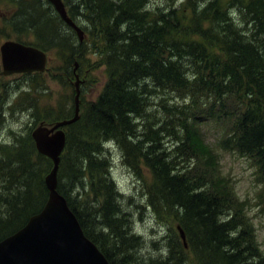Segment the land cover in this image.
<instances>
[{
	"label": "trees",
	"instance_id": "1",
	"mask_svg": "<svg viewBox=\"0 0 264 264\" xmlns=\"http://www.w3.org/2000/svg\"><path fill=\"white\" fill-rule=\"evenodd\" d=\"M183 3L164 9L150 0H79L100 38L93 49L108 80L66 128L58 191L110 264H131L139 238L131 234L109 174L105 143L113 141L133 169L144 165L150 171L149 205L175 218L187 237L188 249L172 234L168 257L149 264H188L187 252L198 264H264V248L244 203L217 170L213 149L203 147L196 133L213 127L220 134L216 146L250 159L264 199V0ZM37 47L65 50L73 68L76 53L82 59L88 53L85 43L67 38L49 36ZM175 97L180 104L170 103ZM72 114L74 109L64 119ZM166 136L176 137L172 152L163 147ZM0 150L2 241L46 205L45 179L53 162L37 151L30 132ZM220 176L229 183L227 191ZM88 186L91 204L74 193Z\"/></svg>",
	"mask_w": 264,
	"mask_h": 264
},
{
	"label": "rangeland",
	"instance_id": "2",
	"mask_svg": "<svg viewBox=\"0 0 264 264\" xmlns=\"http://www.w3.org/2000/svg\"><path fill=\"white\" fill-rule=\"evenodd\" d=\"M63 1L70 18L85 32L82 43L77 33L60 18L49 0H0V47L8 40H12L38 48L37 46H40L49 36L53 40L57 38H67L70 42L73 40L75 45L85 43L88 50L86 56L82 59L76 53L74 59H78L80 64L79 86L83 107L88 102L96 100L102 92L108 80L106 66L101 62L98 52L93 49V44L95 41H100V38L97 31L83 16L79 0ZM150 3L154 8L164 9L170 6L181 7L184 4L183 0H150ZM231 11L232 17L238 19L237 10ZM64 51L51 48L47 52L50 56L51 68L39 79H32L29 75H16L0 80V114L2 113L0 146H12L17 137L24 136L28 132L32 133L40 123L60 121L74 109L75 86L73 83L77 82V78L73 74V67H70L69 55L64 54ZM35 89L39 93L33 91ZM32 97H34L33 100ZM171 100V104H180V100L176 97ZM16 104H19V107H16ZM154 109L153 105L152 110ZM156 109H159L158 105ZM37 122L39 124L36 126ZM196 133L203 142V147L211 148L215 152L217 157L213 160L217 170H221L230 179L237 197L241 203H244H242L244 210L247 209L248 214H245L248 218L251 217L255 225L256 235L264 248V199L260 197L262 183L255 164L247 157L223 151L216 146L220 134L213 127L198 128ZM163 144L167 152H172L177 147L176 137L166 136ZM105 149H107V158L110 162L109 174L120 194L121 207L128 214L131 234L139 238L138 246L131 252L134 256L129 261L131 264H149L165 260L173 244L172 234L176 241L179 238L185 245L187 244L185 232L184 242L178 221L163 212L157 213L149 205L148 190L153 183L150 171L144 165L138 170L133 169L125 161L122 150L113 141L106 142ZM224 179L227 182V179ZM225 181L220 176L221 187L227 191ZM2 191L0 185V193ZM74 193L84 199L89 197V204L94 200L89 186L85 190L76 189ZM97 230L102 231L99 226ZM113 243L114 239L108 238V244ZM186 247L188 249V244ZM187 262L198 264L196 258L189 252H187Z\"/></svg>",
	"mask_w": 264,
	"mask_h": 264
},
{
	"label": "water",
	"instance_id": "3",
	"mask_svg": "<svg viewBox=\"0 0 264 264\" xmlns=\"http://www.w3.org/2000/svg\"><path fill=\"white\" fill-rule=\"evenodd\" d=\"M49 1L82 43L85 32L69 17L63 0ZM1 55L3 74L7 76L44 72L47 64L44 51L13 41L2 45ZM77 68L78 63H75L74 72ZM76 78L73 117L53 124L41 123L31 133L37 151L53 162L45 179L49 197L40 213L32 216L22 229L0 241V264H110L86 237L66 198L58 191V172L67 143L65 128L80 119L81 90L79 76ZM179 230L185 242L184 231L181 227Z\"/></svg>",
	"mask_w": 264,
	"mask_h": 264
},
{
	"label": "flooded vegetation",
	"instance_id": "4",
	"mask_svg": "<svg viewBox=\"0 0 264 264\" xmlns=\"http://www.w3.org/2000/svg\"><path fill=\"white\" fill-rule=\"evenodd\" d=\"M67 11H68V10H67ZM68 14H69V13H68ZM69 16H70V15H69ZM8 41H12V40H8ZM15 42H17V41H15ZM5 43H6V42H5ZM1 47H2V46H1ZM1 47H0V80H1V79H6V78L11 77V76L24 75V74H14V75L7 76V75H4V74H3L4 69H3V62H2V55H1ZM47 55H48V64H47V68H48V69H47L46 71H44L43 74L48 73V72L50 71V68H51V67H49V62H51V61H50V56H49L48 53H47ZM79 70H80V68H79V65H78V68H77L76 72L74 73L75 78H76V76H79V77H80ZM79 81H80V78H79ZM83 84H84V81H83Z\"/></svg>",
	"mask_w": 264,
	"mask_h": 264
},
{
	"label": "bare ground",
	"instance_id": "5",
	"mask_svg": "<svg viewBox=\"0 0 264 264\" xmlns=\"http://www.w3.org/2000/svg\"><path fill=\"white\" fill-rule=\"evenodd\" d=\"M134 55V54H133ZM78 60V59H77ZM63 61V60H62ZM97 68V67H96Z\"/></svg>",
	"mask_w": 264,
	"mask_h": 264
}]
</instances>
